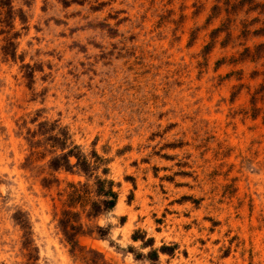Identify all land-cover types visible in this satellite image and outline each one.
<instances>
[{
    "label": "rangeland",
    "instance_id": "374dc122",
    "mask_svg": "<svg viewBox=\"0 0 264 264\" xmlns=\"http://www.w3.org/2000/svg\"><path fill=\"white\" fill-rule=\"evenodd\" d=\"M11 4L12 23L0 0V264H32L18 210L38 264H264V0ZM15 32L12 58L1 48ZM39 109L106 160L118 192L98 220L109 236L81 250L57 223L83 178L61 170L44 187L48 157L19 127Z\"/></svg>",
    "mask_w": 264,
    "mask_h": 264
},
{
    "label": "trees",
    "instance_id": "16d2710c",
    "mask_svg": "<svg viewBox=\"0 0 264 264\" xmlns=\"http://www.w3.org/2000/svg\"><path fill=\"white\" fill-rule=\"evenodd\" d=\"M2 4L7 8L6 15L12 23L15 12L11 0H2ZM18 11L21 21H24L23 11ZM17 35L15 32L6 38L5 45L1 48L6 56L15 58L17 44L14 38ZM23 67L28 69L25 77L29 79L30 84L33 83L34 69L29 64H24ZM42 111L37 110L35 116L29 120L32 127L27 126L26 119L22 120L19 127L23 128L29 147L40 150L42 158L48 157L44 166L49 171V177L44 176L41 179L44 187H49L53 181H57L54 173L61 170L83 178L68 184L70 191L57 223L64 241L73 252L84 249L80 243L82 237L106 239L109 236L111 226L101 225L98 220L115 208L118 192L114 189V181L107 175L109 169L106 160L95 151L85 152L72 140L68 129L57 120L40 119ZM13 218L23 230V247L28 250L27 255L32 259V264H38L37 247L32 243V228L27 214L18 210ZM88 252L92 257H103V254L94 248H88Z\"/></svg>",
    "mask_w": 264,
    "mask_h": 264
}]
</instances>
